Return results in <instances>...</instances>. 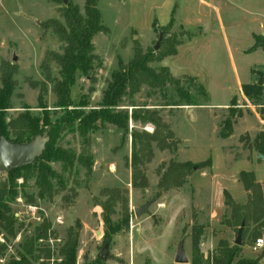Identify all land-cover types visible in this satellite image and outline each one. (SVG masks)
<instances>
[{
	"label": "rangeland",
	"instance_id": "374dc122",
	"mask_svg": "<svg viewBox=\"0 0 264 264\" xmlns=\"http://www.w3.org/2000/svg\"><path fill=\"white\" fill-rule=\"evenodd\" d=\"M67 1L83 13L84 0H0V84L2 68L15 69L6 120L24 107L39 113L37 97L45 79L42 62L48 53H60L63 45L44 23L62 21ZM97 6L106 30L92 38L93 70L89 76H77L72 101L82 103L85 113L97 108L119 63L126 65L141 56L157 81L123 96L119 108L129 114L136 108L141 114L144 109L156 111L171 132L169 146L160 149L151 142L150 155L137 150L141 162L136 169L139 177H145L144 185L138 177L133 181L130 132L153 133L151 123L130 118L124 135L106 123L89 132L85 141L75 131L64 133L58 144L74 160L71 166L50 163L57 175L50 178V196L40 192L33 174L20 171L13 179L15 196L6 204L15 219V234L0 233V264L18 261L22 246L43 222L49 227L46 236L33 243L38 259L32 264H60L59 250L69 233L77 236L75 264H181L174 260L180 246L188 259L184 264H193L194 256L206 264L219 241L234 244L237 231L227 223L231 208L224 193L234 203L249 202L239 172L253 171L255 180H262L264 194V153L258 158L254 144L255 136L264 131L258 113L262 102L254 104L240 92L242 84L264 75V50L248 51L253 36L264 37V25L260 28L264 0H98ZM48 66L57 78L56 64L49 61ZM51 88L48 84L43 99L54 109ZM233 96V114L241 113L231 119V133L222 137ZM207 159L210 165L192 171L181 187L157 188L169 161ZM8 182V172H0V184ZM108 189L121 192L111 220L124 226L115 232L106 230L99 205ZM149 201L136 217L134 208ZM256 231L259 236L252 237ZM259 237L264 239V228L249 221L240 255L258 256L264 264V247L252 250Z\"/></svg>",
	"mask_w": 264,
	"mask_h": 264
},
{
	"label": "trees",
	"instance_id": "16d2710c",
	"mask_svg": "<svg viewBox=\"0 0 264 264\" xmlns=\"http://www.w3.org/2000/svg\"><path fill=\"white\" fill-rule=\"evenodd\" d=\"M62 1V0H61ZM98 0H84L83 13L80 12L77 5L70 1L63 6L58 19H50L44 23V27L50 28L52 33L61 42V52H50L46 60L42 62L45 79L41 82L39 94L37 97L38 114L30 112L28 107L17 116L6 120L7 111L10 107V97L15 87L13 67H3L1 71L0 84V138L4 137L12 143H28L39 136L44 139L43 150L39 157H36L30 164L20 166L8 172L9 182L0 184V233L7 232L14 235L15 219L10 213V208L6 204L9 198L15 196L13 189V179L19 176L20 171L33 174L36 177L40 192L50 196L51 183L56 173L51 169L50 163L61 161L66 166H71L74 155L67 150L62 149L58 142L64 133L75 131L84 141L88 138V133L96 130L104 124L116 126L124 134L128 133V121L131 118L134 121L151 123L154 126L153 133L145 131L131 130V167L133 181L138 177L143 184H146L143 175L138 176L137 164L141 162L137 155V150H141L148 155L151 154V142L163 149L169 146L171 132L168 126L161 120L156 111L144 109L143 114L133 109L131 114L126 109L119 108L123 96L134 94L142 84L154 85L157 81V75L146 65V59L136 55L128 64L119 63L118 70L113 73L112 78L102 94L99 105L95 109L84 112L82 103H74L70 97L71 89L77 76H89L93 70L95 55L93 53L92 38L98 32H103L106 28L102 24L101 14L98 9ZM254 42L248 51L261 48L264 50V37L253 36ZM52 61L58 67L57 78L50 74L48 62ZM259 79L254 83L242 84L240 92L242 96L248 98L254 104L261 105L258 113L260 119L264 122V100L261 98L263 93L262 78L259 73ZM51 84V91L54 93L55 101L53 108L49 109L43 95L47 92V85ZM34 87L37 85L34 84ZM188 105H192L189 103ZM236 105V98L233 96L230 100L228 117L224 120L226 132L222 137H227L231 133L232 118L240 116L238 112L234 116L233 108ZM55 110H60L61 114L55 115ZM53 114V115H52ZM254 144L260 154L264 153V131L260 132L254 138ZM210 159L202 162L193 163L190 161L169 163L163 168L157 188L166 191L171 188L181 187L187 175L192 171L204 168L210 165ZM244 190L248 193L249 202L244 205L234 203L229 194L225 192L226 205L231 208L230 216L227 221L229 225L236 228V231L243 223L241 239L245 233L249 221L264 228V194L261 186L256 182L253 171L241 170L238 174ZM107 198L99 205L102 208V221L109 232H115L121 229L122 223H115L111 220L113 207L120 198L121 192L118 189H108ZM126 225V219H124ZM43 222L35 229V237L31 238L22 246L18 261H9V264H32L31 261L38 259L33 255V243L46 236V230L49 223ZM252 237L259 236V232H252ZM242 242V240H241ZM77 236L67 235V238L59 250L61 256L60 264H75V251L77 246ZM241 246L229 244L226 240L218 243L217 251L214 255L206 258V264H261L260 257L245 258L240 255ZM1 247V246H0ZM3 248V247H2ZM2 250V249H1ZM193 264H203L202 257L194 256ZM43 264V263H41Z\"/></svg>",
	"mask_w": 264,
	"mask_h": 264
},
{
	"label": "water",
	"instance_id": "95a60500",
	"mask_svg": "<svg viewBox=\"0 0 264 264\" xmlns=\"http://www.w3.org/2000/svg\"><path fill=\"white\" fill-rule=\"evenodd\" d=\"M66 3V0H62ZM162 35L159 34L158 41L154 45V49H157ZM42 137H35L32 141L28 143H12L7 141L4 137L0 138V172H9L12 169L18 168L20 166L31 163L36 157H39L43 150L44 139ZM42 141V142H40ZM258 158H262V154H259ZM152 203V201L146 202L140 207L134 208V213L136 217L139 215ZM243 223L237 230V234L234 240L235 245L241 244V232ZM99 259L103 260L102 254L99 255ZM176 263H187L188 259L182 250V246L179 247L175 258Z\"/></svg>",
	"mask_w": 264,
	"mask_h": 264
},
{
	"label": "built area",
	"instance_id": "2783aa9c",
	"mask_svg": "<svg viewBox=\"0 0 264 264\" xmlns=\"http://www.w3.org/2000/svg\"><path fill=\"white\" fill-rule=\"evenodd\" d=\"M261 84H262V87H264V78H263ZM263 247H264V239L261 238V237L256 238L254 243H253L252 250L258 251V250H260Z\"/></svg>",
	"mask_w": 264,
	"mask_h": 264
},
{
	"label": "crops",
	"instance_id": "0c3cea01",
	"mask_svg": "<svg viewBox=\"0 0 264 264\" xmlns=\"http://www.w3.org/2000/svg\"><path fill=\"white\" fill-rule=\"evenodd\" d=\"M263 25H264V24H262V25L260 26V28L263 27ZM227 105H228V104H226L225 107H226ZM225 107H224V108H225ZM262 122H263V121H262ZM253 173H254V172H253ZM261 181H262L261 179L258 180V179L256 178V182H258L259 184H261ZM248 258H252V257L249 256ZM260 263L262 264L261 261H260Z\"/></svg>",
	"mask_w": 264,
	"mask_h": 264
}]
</instances>
